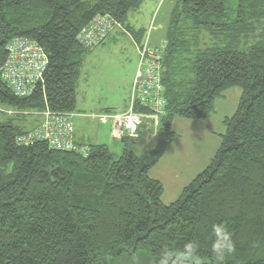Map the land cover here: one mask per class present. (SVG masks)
Wrapping results in <instances>:
<instances>
[{"label":"trees","instance_id":"trees-1","mask_svg":"<svg viewBox=\"0 0 264 264\" xmlns=\"http://www.w3.org/2000/svg\"><path fill=\"white\" fill-rule=\"evenodd\" d=\"M143 2L0 0V72L15 38L35 42L47 60L28 96H15L0 77V110L13 112L0 111V264H161L165 253L167 264H213L209 233L221 222L235 246L225 264H264V0L176 2L160 60L165 112L149 153L124 149L113 160L104 145L88 144L82 156L44 141L17 142L34 130L30 114L75 112L91 50L78 32L108 16L118 25L113 31L123 26L139 44L144 32L130 29L127 16ZM232 88L239 102L222 120L219 148L164 205L149 171L175 138L172 121L208 118ZM134 111L148 116L140 106ZM190 239L199 251L181 257Z\"/></svg>","mask_w":264,"mask_h":264},{"label":"rangeland","instance_id":"rangeland-1","mask_svg":"<svg viewBox=\"0 0 264 264\" xmlns=\"http://www.w3.org/2000/svg\"><path fill=\"white\" fill-rule=\"evenodd\" d=\"M177 1L144 0L136 11L128 14V27L144 28L146 33L143 40L148 36V47L163 49L166 25ZM113 33L84 55L75 89V113L81 111L83 114H114L127 110L132 81L128 57L129 50H133V41L128 32L123 36H112ZM239 97L238 88L229 89L215 100L214 111L207 119L175 118L172 121L170 130L175 138L168 145L165 156L156 164L152 174L153 177L161 179L162 184L159 183L164 192L161 202L164 205L177 201L183 188L207 167L221 144V135L225 133L222 120L234 114ZM30 115L32 116L28 117V121L31 129H35L41 123V116L38 113ZM90 122H93L92 127L86 128L85 122L80 121L79 131L84 135L87 132V135L93 136L97 133L102 136L98 143L106 145L113 160L119 159L124 149H130L136 154H147L153 149L147 146L143 151L141 149L144 145L140 146L137 138L125 137V141H120L111 135L109 126L99 125L97 120ZM94 125L101 127L94 129ZM151 130L149 119L142 117L138 134H144L146 139L151 140Z\"/></svg>","mask_w":264,"mask_h":264},{"label":"built area","instance_id":"built-area-1","mask_svg":"<svg viewBox=\"0 0 264 264\" xmlns=\"http://www.w3.org/2000/svg\"><path fill=\"white\" fill-rule=\"evenodd\" d=\"M118 25L108 16L95 17L77 34V41L86 49L101 44ZM7 58L1 68L2 82L17 97L31 94L34 86L41 82L47 65L46 55L35 42L26 38H15L6 47ZM162 49H150L147 42L138 51L139 64L133 81L132 92L127 110L122 113L98 114L92 116L100 125L109 126L111 135L119 140L138 137L142 125V115L135 113L134 107L140 106L148 112L146 118L156 131L160 118L165 112V99L160 78V60ZM13 114L12 111H3ZM42 121L28 134L20 136L17 142L30 144L44 141L50 149L71 151L82 156L88 152L87 144H76L72 115L44 111L38 113Z\"/></svg>","mask_w":264,"mask_h":264},{"label":"crops","instance_id":"crops-1","mask_svg":"<svg viewBox=\"0 0 264 264\" xmlns=\"http://www.w3.org/2000/svg\"><path fill=\"white\" fill-rule=\"evenodd\" d=\"M136 11V10H135ZM128 24V23H127ZM129 25V24H128ZM167 25H168V22H167ZM167 25H166V30H165V35H166V31H167ZM132 29H134L135 31H137V30H142L143 32H144V34L146 33V30L144 29V28H138V29H136V28H132ZM114 32V33H113ZM112 33V36L113 35H121V36H123V35H126V33H127V31L124 29V27L123 26H120L119 25V28H116L114 31H113ZM148 35V34H147ZM165 35H164V41H165ZM111 36V37H112ZM131 39H132V41H133V50H129V57H128V62L130 63V66H131V77H132V81H131V92H132V87H133V81H134V78H135V74H136V71H137V69H138V64H139V58H138V51H139V48H140V44H144V43H148V36H146V39H145V41L143 40V38L141 39V42L138 44V43H136L134 40H133V38L131 37ZM150 40V39H149ZM142 44V45H143ZM155 46V45H154ZM137 68V69H136ZM78 82V81H77ZM76 85H77V83H76ZM75 89H76V86H75ZM130 96H131V93H130ZM129 101H130V97H129ZM127 105H129V103L127 104ZM128 107V106H127ZM76 112V111H75ZM73 113L72 114V122H73V125H74V140L77 142V143H79V144H94V145H103V144H100V143H98V141L102 138V136H100L99 134H93V136H91V135H87V132H86V134L84 135L81 131H79V128H78V124H79V122L80 121H83V122H85V124H86V128H91L92 127V125L91 124H93V122H90V121H95L96 119H94V118H92V116H94V115H98V114H93V113H90V114H86V113H81V111H78V113ZM105 112H107V111H105ZM122 113V112H121ZM41 119V121H42V118H40ZM207 119V118H206ZM88 120V121H87ZM205 120V119H204ZM38 123V122H37ZM149 123L151 124V122L149 121ZM100 125V124H99ZM103 126V125H102ZM101 126H95L94 125V129H98V128H100ZM151 127H152V124H151ZM141 128V127H140ZM151 132H152V138H151V140L150 139H146L145 138V136H144V134H142V135H140V134H138V137H137V139L136 140H140V142H139V144H140V146H143L144 145V147L141 149V150H145V148H147V146H148V148H152L153 146H154V143H155V134H154V129H153V127H152V130H151ZM152 139H154V140H152ZM120 141H122V140H120ZM150 142V143H149ZM105 147H106V145H104ZM107 148V147H106ZM108 149V148H107ZM149 149V150H150ZM167 149V148H166ZM148 150V151H149ZM165 152H166V150H165ZM135 153V152H134ZM149 153V152H148ZM165 156V153H164V155H163V157ZM162 159V158H161ZM157 167V165L156 166H154L150 171H149V177L151 178V179H154V180H156V181H158V182H160L161 183V179L160 178H158V177H153V171H154V169ZM162 184V183H161ZM180 192V191H179ZM162 194L164 195V192H162Z\"/></svg>","mask_w":264,"mask_h":264},{"label":"clouds","instance_id":"clouds-1","mask_svg":"<svg viewBox=\"0 0 264 264\" xmlns=\"http://www.w3.org/2000/svg\"><path fill=\"white\" fill-rule=\"evenodd\" d=\"M209 237L213 264H225L226 258L235 250V246L232 242L227 226L222 222L212 224ZM199 247L198 241L192 239L186 240L181 247L180 256L187 257L194 255L199 251ZM168 260L169 254L165 253L161 260V264H167Z\"/></svg>","mask_w":264,"mask_h":264}]
</instances>
